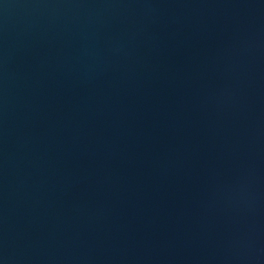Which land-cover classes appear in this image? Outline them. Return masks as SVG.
Instances as JSON below:
<instances>
[{"label":"water","instance_id":"water-1","mask_svg":"<svg viewBox=\"0 0 264 264\" xmlns=\"http://www.w3.org/2000/svg\"><path fill=\"white\" fill-rule=\"evenodd\" d=\"M0 264H264V0H0Z\"/></svg>","mask_w":264,"mask_h":264}]
</instances>
